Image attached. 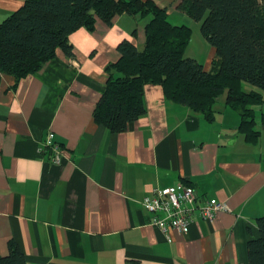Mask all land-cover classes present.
Segmentation results:
<instances>
[{
	"label": "crops",
	"instance_id": "0c3cea01",
	"mask_svg": "<svg viewBox=\"0 0 264 264\" xmlns=\"http://www.w3.org/2000/svg\"><path fill=\"white\" fill-rule=\"evenodd\" d=\"M154 1L173 24H194L179 0ZM23 2L0 0V23ZM145 23L127 13L110 24L97 19L92 31L69 35L74 56L58 49L19 80L0 72V256L12 240L26 264H248L247 241L258 237L256 218L264 216L259 117L250 142L226 91L207 119L148 84L146 112L126 130L114 133L93 119L117 44L129 39L143 48ZM204 48L200 63L209 71L215 49ZM48 131L63 149L60 163L49 161ZM182 183L228 210L212 222L195 215L185 233H163L150 224L142 197Z\"/></svg>",
	"mask_w": 264,
	"mask_h": 264
},
{
	"label": "trees",
	"instance_id": "16d2710c",
	"mask_svg": "<svg viewBox=\"0 0 264 264\" xmlns=\"http://www.w3.org/2000/svg\"><path fill=\"white\" fill-rule=\"evenodd\" d=\"M178 10L200 22L203 38L215 49L209 71L184 56L190 42L187 25L169 21L154 0H24L0 23V72L17 80L38 71L61 49L74 56L69 35L92 31L97 19L110 24L116 14L146 19L141 49L129 39L117 44L119 57L105 67V89L93 119L118 133L146 112L145 85H160L164 96L213 117V104L226 91V104L240 116L239 130L256 141L255 119L264 124V0H179ZM243 82L252 87L246 90ZM258 106H260L258 108ZM259 235L247 241L248 264H264V216L256 218ZM0 264H26L9 240Z\"/></svg>",
	"mask_w": 264,
	"mask_h": 264
},
{
	"label": "built area",
	"instance_id": "2783aa9c",
	"mask_svg": "<svg viewBox=\"0 0 264 264\" xmlns=\"http://www.w3.org/2000/svg\"><path fill=\"white\" fill-rule=\"evenodd\" d=\"M43 145L50 151L49 161L60 163L64 153L54 141L52 131L47 132ZM141 203L151 214L150 224L163 233L169 230L185 233L195 215L212 222L217 212L228 210L226 203L215 198L201 200L194 187L183 183L164 188L153 187L142 197Z\"/></svg>",
	"mask_w": 264,
	"mask_h": 264
},
{
	"label": "rangeland",
	"instance_id": "374dc122",
	"mask_svg": "<svg viewBox=\"0 0 264 264\" xmlns=\"http://www.w3.org/2000/svg\"><path fill=\"white\" fill-rule=\"evenodd\" d=\"M190 26L191 28V38L190 42L188 44V47L185 51L184 56L195 58L197 61L200 62V57L204 55L205 53V46H209L210 44L203 38L201 32H200V22L194 21L192 22ZM211 46V45H210ZM204 53V54H203ZM242 85L246 90H249L252 86L246 82H243ZM260 106H258L259 108ZM261 111L264 112V103L261 105Z\"/></svg>",
	"mask_w": 264,
	"mask_h": 264
}]
</instances>
